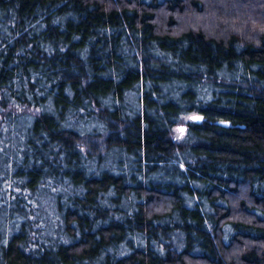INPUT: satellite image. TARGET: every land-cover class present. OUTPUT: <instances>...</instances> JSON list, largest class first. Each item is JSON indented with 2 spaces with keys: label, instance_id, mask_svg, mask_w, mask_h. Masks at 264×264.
<instances>
[{
  "label": "trees",
  "instance_id": "1",
  "mask_svg": "<svg viewBox=\"0 0 264 264\" xmlns=\"http://www.w3.org/2000/svg\"><path fill=\"white\" fill-rule=\"evenodd\" d=\"M0 264H264V0H0Z\"/></svg>",
  "mask_w": 264,
  "mask_h": 264
},
{
  "label": "water",
  "instance_id": "2",
  "mask_svg": "<svg viewBox=\"0 0 264 264\" xmlns=\"http://www.w3.org/2000/svg\"><path fill=\"white\" fill-rule=\"evenodd\" d=\"M191 118L193 120H196V121H200L201 120V116H198V115L191 116Z\"/></svg>",
  "mask_w": 264,
  "mask_h": 264
},
{
  "label": "snow or ice",
  "instance_id": "3",
  "mask_svg": "<svg viewBox=\"0 0 264 264\" xmlns=\"http://www.w3.org/2000/svg\"><path fill=\"white\" fill-rule=\"evenodd\" d=\"M180 131H183L182 129Z\"/></svg>",
  "mask_w": 264,
  "mask_h": 264
},
{
  "label": "rangeland",
  "instance_id": "4",
  "mask_svg": "<svg viewBox=\"0 0 264 264\" xmlns=\"http://www.w3.org/2000/svg\"><path fill=\"white\" fill-rule=\"evenodd\" d=\"M179 129V128H178Z\"/></svg>",
  "mask_w": 264,
  "mask_h": 264
}]
</instances>
